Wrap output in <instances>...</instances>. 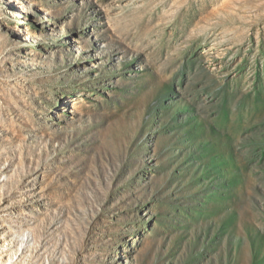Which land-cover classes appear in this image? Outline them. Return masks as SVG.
I'll use <instances>...</instances> for the list:
<instances>
[{
  "label": "rangeland",
  "instance_id": "1",
  "mask_svg": "<svg viewBox=\"0 0 264 264\" xmlns=\"http://www.w3.org/2000/svg\"><path fill=\"white\" fill-rule=\"evenodd\" d=\"M0 264H264V0H0Z\"/></svg>",
  "mask_w": 264,
  "mask_h": 264
},
{
  "label": "bare ground",
  "instance_id": "2",
  "mask_svg": "<svg viewBox=\"0 0 264 264\" xmlns=\"http://www.w3.org/2000/svg\"><path fill=\"white\" fill-rule=\"evenodd\" d=\"M18 3H20V0H16ZM22 5V4H21ZM20 31H22V29H19Z\"/></svg>",
  "mask_w": 264,
  "mask_h": 264
}]
</instances>
